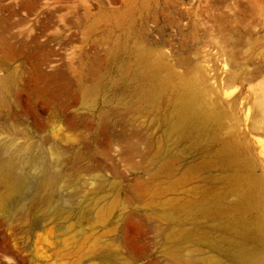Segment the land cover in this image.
Instances as JSON below:
<instances>
[{"label": "rangeland", "instance_id": "obj_1", "mask_svg": "<svg viewBox=\"0 0 264 264\" xmlns=\"http://www.w3.org/2000/svg\"><path fill=\"white\" fill-rule=\"evenodd\" d=\"M143 54L162 61L168 84L148 102L134 98L149 74ZM7 75L0 156H14L26 182L13 202L0 183V264H253L218 262L208 241L183 240L176 258L169 233L186 224L173 208L230 205L239 180L264 177V0H0ZM184 84L213 119L170 147L165 167ZM224 142L239 147L234 161L216 159ZM30 157L49 166L70 214L30 203L40 176ZM216 212L217 223L230 213Z\"/></svg>", "mask_w": 264, "mask_h": 264}, {"label": "bare ground", "instance_id": "obj_2", "mask_svg": "<svg viewBox=\"0 0 264 264\" xmlns=\"http://www.w3.org/2000/svg\"><path fill=\"white\" fill-rule=\"evenodd\" d=\"M140 66L149 69L146 83L139 88L134 97L141 102L153 100L156 96L164 93L168 87L167 79L159 76L163 67L160 59L152 60L149 55L143 54ZM14 81L13 75H7L0 80L1 86H6ZM178 107L169 122L167 137V148L164 152L163 166H171L173 156L169 148L174 146L184 135H191L197 126H208L212 122V115L206 111L202 104L199 93L192 85L184 84L182 96ZM239 147L230 142H224L217 151L218 161L235 160L238 156ZM35 162L39 166L40 176L38 177L35 190L30 203L38 204L45 208L46 214L66 215L71 210L59 206L53 198L51 190L55 184L56 177L50 172L49 166L42 160L28 158L26 163ZM22 164V163H21ZM206 164V163H204ZM193 166L187 169V174L192 172ZM254 173V171H252ZM264 172V171H263ZM26 176L20 167V163L14 156L1 158L0 156V183L3 190L1 199L5 202H13L22 196ZM235 201L228 205L222 199L212 198L194 205L189 203L185 208H173L170 216L173 219L185 218V227H177L169 233L173 243L171 252L181 259L180 248L176 245L183 240L185 244L194 241L200 245L204 241L213 243L219 251L218 262L227 260H249L253 264L262 263L261 249L264 246V177L257 180V183L250 177L239 180L235 185ZM229 211L227 218L222 222H214L216 212ZM17 212L27 214L25 205H19ZM80 212H85L81 208ZM232 216L234 218L232 222ZM213 225L216 230L213 236L209 233L197 234L198 230Z\"/></svg>", "mask_w": 264, "mask_h": 264}]
</instances>
